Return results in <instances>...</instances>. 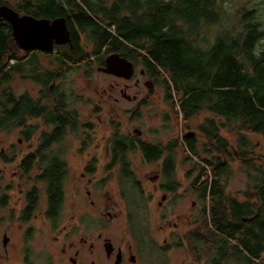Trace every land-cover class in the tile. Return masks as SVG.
I'll return each mask as SVG.
<instances>
[{"label": "trees", "instance_id": "16d2710c", "mask_svg": "<svg viewBox=\"0 0 264 264\" xmlns=\"http://www.w3.org/2000/svg\"><path fill=\"white\" fill-rule=\"evenodd\" d=\"M9 1L14 4L9 6L0 0V5L9 6L20 15L66 20L73 50L67 46L58 49L57 63L62 73L76 63L75 55L80 59L94 52H121L142 61L149 76L163 88L166 102L176 116H182L184 123L201 112L224 120L225 123L219 124L213 118H205L197 127L206 139L201 153L195 135L190 132L183 135L187 152L199 161L200 170L191 188L203 199L205 221V228H198L190 236L197 242V248L199 242L203 243L199 250L202 254H205L204 245L211 248L212 264H264V259H260L264 251V170L248 157L246 140L248 133L264 137V31L255 10L244 5L236 28H230L221 0ZM74 25L76 28L72 29ZM212 27H218L220 32L210 41L203 36ZM81 37L92 47V54L80 46ZM21 52L12 39L10 25L1 22L0 130L24 127L22 135L28 140L32 130L26 127V122L48 109L38 103L34 105L27 93L16 95L11 89L12 80L19 75L35 81L42 91L48 92L54 74L52 77L41 68L35 55L30 57L27 52ZM225 124L231 125L236 133L237 154L248 174L255 175L250 176L252 186L247 190L257 191L258 202H249L252 197L241 203L226 193L222 177L229 168L221 157L230 159L232 152L220 135ZM42 139L54 140L45 134ZM111 140L114 161L108 169L118 166L120 180L132 185L137 196L142 192L130 170L129 152L139 151L147 164L161 161L163 188L175 191L179 187L174 173L176 142L161 145L118 132ZM42 168L40 182L47 200L45 215L55 227L64 202L66 171L63 164H43ZM209 169L211 174L207 175ZM31 199L30 210H35L40 200L37 187ZM135 202L137 207L138 197ZM257 204L263 214L245 227L242 218ZM136 220L137 215L132 228H138L139 232L141 228Z\"/></svg>", "mask_w": 264, "mask_h": 264}, {"label": "rangeland", "instance_id": "374dc122", "mask_svg": "<svg viewBox=\"0 0 264 264\" xmlns=\"http://www.w3.org/2000/svg\"><path fill=\"white\" fill-rule=\"evenodd\" d=\"M2 1L9 6L14 4L9 0ZM221 1L223 11L230 19V28H236V22L240 18L239 11L245 5L255 10L257 20L262 24L264 31V0ZM219 32L218 27H212L204 32L203 37L212 41L214 35ZM262 42H264V38ZM84 43L86 42L83 39V47H85ZM38 62L44 70L55 67L51 58L48 60L40 57ZM109 82H112L111 78L99 74L93 68L87 70L79 68L65 74L63 82L65 88L70 93L83 95L80 115H82L81 123L86 125L84 128H80L76 134L67 135L62 139L63 146L69 148L65 156L68 176L64 184L65 194L60 224L57 228L51 227L50 229L42 216L45 207L43 183L37 184L40 198L39 208L34 214L36 216L32 217L28 223H22L19 219L20 207L14 203L17 191L8 192L7 206L3 207L0 204V264H22V253L27 251V247L30 248L32 258L35 256V260H32L33 264L62 263L61 260H57L61 252V245L51 244L50 239L55 236L70 237L77 242L80 237L94 239L100 233L103 237L111 238L114 243L118 244L124 238L135 236L177 239L190 234L189 232L194 229L193 221L199 205L196 197L191 194V185L200 168L197 165L198 158L187 152L183 135L189 132L194 134L201 153L206 139L201 136L197 127L204 122L205 118H213L219 124H223L224 120H218L207 112H201L184 123L182 116H176L171 105L166 102L164 90L155 80V85L151 89H143V94L148 93V98L140 109L135 110L133 104L124 101L116 104L113 97L101 95L102 89ZM35 84L30 79H23L19 75H15L11 89L16 95L27 93L34 97L40 89V86ZM125 109H133V115L125 114ZM120 112L123 117L118 114L119 117L116 119L114 114ZM134 129L140 131V136L133 133ZM115 130L132 134L140 140L161 145L176 142L174 173L180 188L177 194L178 198L174 200L176 205L171 206L172 201H169L158 207V203L161 201V192L157 190L161 181L158 180L154 183L150 179L155 174H160L161 161L147 164L139 151L128 153L130 170L142 192L139 196L136 191L132 190V185L122 183L118 166L108 169V146ZM38 134L39 132L35 136ZM220 135L228 142V150L232 152L230 159L221 157L229 168V171L223 175L222 182L226 191L236 195V198L239 199L244 190L251 189L250 176L255 175L248 174V169L244 167L237 154V137L235 131L231 130V125L225 124V127L220 130ZM35 136H30L26 140L21 129L0 130V198L4 194L2 187L8 184L7 182L11 180L15 171L13 158L19 155L18 150H28V143L35 140ZM246 140L249 142L247 149L251 153L248 157L256 166H260L264 170V137L248 133ZM19 141L20 143H18ZM82 142L85 145L81 144ZM207 145L210 144L207 143ZM210 151L213 153L212 148ZM94 160L95 162H92L96 166L94 175L87 176L86 174L81 177V174L85 172V166ZM206 173L207 175L211 174L210 169ZM12 182L14 183L13 180ZM87 190L90 191V196L86 194ZM137 197L140 202L136 207ZM93 201L95 204L91 205ZM192 202L196 203L194 209L191 207ZM108 213L111 214V217L108 216ZM136 215V223L141 228L139 232L138 228H132V221ZM198 228L202 229L203 227ZM61 230H64V233ZM26 231H29L28 235L30 236L27 244L25 243ZM4 233L8 238L6 247L2 245ZM199 245H203V243ZM83 253L90 258V254L86 250ZM178 254L180 260L186 259L184 262L191 259V257L185 256L183 249H180ZM203 259L201 258V260Z\"/></svg>", "mask_w": 264, "mask_h": 264}, {"label": "flooded vegetation", "instance_id": "af4514ba", "mask_svg": "<svg viewBox=\"0 0 264 264\" xmlns=\"http://www.w3.org/2000/svg\"><path fill=\"white\" fill-rule=\"evenodd\" d=\"M56 19V18H55ZM49 20V19H48ZM54 19H50L52 21ZM66 21V20H65ZM66 26L69 32L70 38V29L68 28V24L66 22ZM76 25L72 27L75 29ZM69 43L64 45H53V49L51 52L46 53L39 50H31L27 52L28 56L32 57L36 56L38 60L40 57L47 58L48 60L51 58L52 62L55 64L53 69H46L49 74H54V79H51V82L48 85V92L42 91L40 84V89L37 94L33 97L31 95L30 98L33 100L34 105L38 103L40 106H46L47 112L43 115H39L29 119L26 122V127H29L31 131L30 136H35L37 132L38 135L34 137L35 140H32L28 143V150L21 151L18 150L19 155L13 158V163L15 165V171L13 172V177L11 180L7 182L3 189V195L0 200H2L1 206H7L9 202V194L8 192H12L14 190L17 191V196L15 198L14 203L19 205V213H20V221L22 223H28L32 217H35L34 214L37 212L38 207L35 210H30L31 208V194H33L34 189L37 187L40 180L43 177V164H63L66 171V179L68 176L67 170V162H66V154L68 148L63 146V138L67 135L76 134L80 128H84L85 123H81V108L80 105L83 101V95L79 93H70L64 86V76L70 70H75L79 68L87 69H95L99 74L105 75L112 79V82H109L105 88L102 89L101 95H107L109 98L113 97L115 103L117 104L120 101H124L127 103L133 104L135 110L141 108L143 102L148 98V93L143 94V89L146 90L151 89L154 85V78L149 76L147 67L142 63L140 59L133 60L128 55H124L121 52H108V53H96L92 54V47L86 43H84L81 37L80 46L85 50L90 52V57L77 58L73 57V60L76 62L73 67L69 68L66 73H62L60 69V65L57 63V60L60 59L58 55V49L62 47H69L70 50H73V47L69 45ZM23 52V51H22ZM26 53V52H24ZM74 52H72L73 55ZM117 54L119 57L126 62L120 63L119 66L115 69V75L106 74L103 70L106 67V59L111 56ZM131 63L132 67L129 64ZM140 62V63H139ZM140 66V68H139ZM133 69V70H132ZM131 71L130 77H127L129 72ZM35 84V85H36ZM98 110V109H97ZM100 111V109H99ZM125 114L133 115V109H125ZM52 115V117L49 116ZM123 117L122 113H115L114 116ZM55 115V116H53ZM49 116V117H47ZM29 123V124H28ZM18 129L25 130L24 127H19ZM120 135H125L132 137L133 135L121 133L117 130ZM114 132V134H116ZM137 136H140V131L136 129L133 130ZM42 134H45L48 139L54 140H43ZM112 135V137L114 136ZM111 137V139H112ZM58 138V139H57ZM60 138V139H59ZM57 139V140H56ZM24 142V141H21ZM20 143V141L18 142ZM82 142L81 144H83ZM85 145V143H84ZM108 155H109V165L114 161L112 155V140H110L108 146ZM83 151L81 150V153ZM94 161L89 162L85 166V172L81 174V177L94 175V171L96 170V166L94 165ZM158 163V162H157ZM63 170V168H61ZM4 170V169H3ZM2 170V171H3ZM14 181V183L12 182ZM150 180L154 181V183L160 180L158 192H161V201L158 203V207L162 206L163 203L172 201L170 203L171 206L176 205L177 194L179 192V187L175 191H166L163 188V176L160 165V174L157 173ZM91 182L90 180L88 181ZM179 186L178 182H176ZM156 190V189H155ZM65 192V186L63 188ZM192 195H194L197 199L198 209L196 211V217L193 221L194 229L189 232L190 234L184 235L183 237H179L177 239L171 237H163V238H152V237H129L124 238L118 244L114 243L111 238L103 237L100 233L94 239H87L85 237L78 238L77 242H75L70 237L65 236H55L51 238V244L61 245V252L58 256V261H62L59 264H200L203 261L204 264H212V251L211 248L206 244L205 254H202L200 247L197 248L195 239L191 238V234H194L198 227L205 228V221L203 217V199L201 195L192 190ZM226 193H228L226 191ZM86 194L90 196V191H86ZM231 198L236 199L239 202H247L249 198H252L249 202L254 203L260 200V197L257 195V191L255 190H244L242 194H240L241 198H236V195L230 194ZM238 196V195H237ZM8 197V199H7ZM44 201V213L43 218H45V222H47L48 227L57 228L60 224V219L62 217V211L55 222V227L52 225V220L48 219L45 215L47 209V200L46 197H43ZM94 201L91 202V205H94ZM196 203L192 202L191 207L194 209ZM29 213V214H28ZM262 211L260 205L257 204L255 209L251 211L247 216L242 218V224H245V227H248L251 223H254L262 215ZM108 216L111 217V214L108 213ZM164 217V216H162ZM192 227V226H191ZM196 228V229H195ZM64 233V230H61ZM29 231H26V244L28 243L30 236L28 235ZM209 235V233H208ZM4 239L6 242L4 243ZM8 243V238L6 234H3L2 245L6 247ZM202 244V242H199ZM180 249L185 251V256L191 257L188 262L186 259L180 260ZM27 251L22 253L21 261L22 264H33L32 260H35L33 255L30 253V248H26ZM87 251L90 254V258L87 255H84V251ZM199 251V252H198ZM201 258H204L201 260ZM260 259H264V251L260 254ZM201 263V264H203Z\"/></svg>", "mask_w": 264, "mask_h": 264}, {"label": "water", "instance_id": "95a60500", "mask_svg": "<svg viewBox=\"0 0 264 264\" xmlns=\"http://www.w3.org/2000/svg\"><path fill=\"white\" fill-rule=\"evenodd\" d=\"M6 22L11 27V36L16 46L23 52L39 50L49 53L53 45L69 43V32L64 18L38 19L30 15H20L7 5H0V23ZM126 62L114 54L106 59V74L115 75V69L120 63ZM128 63V62H127ZM129 64L132 67L131 63ZM133 70V69H132ZM131 71L127 77H130ZM138 131V130H136ZM139 134V131H138ZM6 239H4V243Z\"/></svg>", "mask_w": 264, "mask_h": 264}]
</instances>
